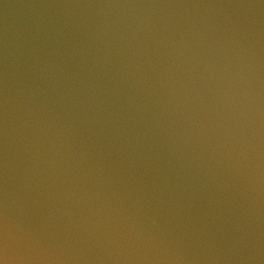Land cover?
I'll list each match as a JSON object with an SVG mask.
<instances>
[{
    "label": "water",
    "instance_id": "obj_1",
    "mask_svg": "<svg viewBox=\"0 0 264 264\" xmlns=\"http://www.w3.org/2000/svg\"><path fill=\"white\" fill-rule=\"evenodd\" d=\"M0 264H264V0H0Z\"/></svg>",
    "mask_w": 264,
    "mask_h": 264
}]
</instances>
